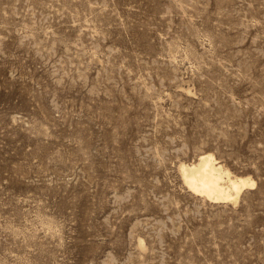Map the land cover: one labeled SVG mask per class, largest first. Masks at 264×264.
I'll return each mask as SVG.
<instances>
[{
  "label": "rangeland",
  "instance_id": "rangeland-1",
  "mask_svg": "<svg viewBox=\"0 0 264 264\" xmlns=\"http://www.w3.org/2000/svg\"><path fill=\"white\" fill-rule=\"evenodd\" d=\"M0 264H264V0H0Z\"/></svg>",
  "mask_w": 264,
  "mask_h": 264
},
{
  "label": "bare ground",
  "instance_id": "bare-ground-1",
  "mask_svg": "<svg viewBox=\"0 0 264 264\" xmlns=\"http://www.w3.org/2000/svg\"><path fill=\"white\" fill-rule=\"evenodd\" d=\"M185 185L214 202L237 201L244 189L254 187L250 176L234 174L213 152L199 154L196 160L179 166Z\"/></svg>",
  "mask_w": 264,
  "mask_h": 264
}]
</instances>
